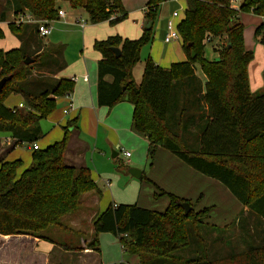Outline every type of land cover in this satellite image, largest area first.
I'll use <instances>...</instances> for the list:
<instances>
[{
    "label": "trees",
    "instance_id": "1",
    "mask_svg": "<svg viewBox=\"0 0 264 264\" xmlns=\"http://www.w3.org/2000/svg\"><path fill=\"white\" fill-rule=\"evenodd\" d=\"M59 2L83 10L91 24L113 26L127 17L121 0H10L8 5L14 16L28 12L39 20L58 21ZM165 2L147 1L144 27L137 39L112 35L94 41L93 50L99 54L97 104H131L132 127L147 140L151 161L158 147L169 151L195 171L219 181L264 222V92L257 96L251 92L248 67L254 54L245 47L241 22L243 13L264 18V0H245L240 10L231 8V0H187L185 18L178 24L187 60L163 68L148 57L141 80L135 82L132 68L140 61V49L153 39L159 8ZM7 27L20 46L0 49V81L6 79L0 89V133L10 134L15 145L35 144L39 121L56 109L57 98L72 92L73 82L52 81L48 76L49 70L61 69L63 48L44 47L36 25L8 23ZM263 31L260 25L256 33ZM209 36L208 43L221 37L227 40L222 51L213 49L218 58L212 61L206 59L203 43ZM113 48L119 49V56ZM26 57L33 60L30 65L24 64ZM196 65L205 74V83L197 77ZM33 67L35 80L28 78ZM198 85L202 91L195 97ZM185 87L191 91L180 96L179 90ZM10 95H21L24 107L13 112L5 105ZM191 101L204 105L200 116H183L188 110L180 103ZM76 122L77 118L66 122L59 142L33 150L29 166L21 173L20 160H0V236L52 241L42 232L59 226L62 217L77 210L83 194L97 190L87 167L64 163L70 129L76 128ZM157 189L154 199H169L164 211L110 204L93 220L88 249L98 253V235L109 233L118 238L125 254L138 258V264H264V235L260 236L262 244L213 259L202 235V228L209 227L210 209L196 211L191 201ZM186 202L192 207L189 214L182 208ZM217 229L212 226L210 231ZM194 242L201 245L197 256L179 253Z\"/></svg>",
    "mask_w": 264,
    "mask_h": 264
},
{
    "label": "crops",
    "instance_id": "2",
    "mask_svg": "<svg viewBox=\"0 0 264 264\" xmlns=\"http://www.w3.org/2000/svg\"><path fill=\"white\" fill-rule=\"evenodd\" d=\"M9 1L10 0H6V6L9 4ZM147 1L148 0H141L142 4L140 5V10L143 14V18L141 23L139 24V27L136 28V31L132 33V35H129L130 33L122 32H119L115 35H120L121 37L127 39H137L134 34L139 33L138 36L141 35L145 23L144 14ZM182 1L187 3V0L167 1L160 6L157 26H154L153 45L154 43H156V37H158L160 33H164L165 39V36L167 34V24L168 21L172 18V14L174 11L179 12V17L174 19L176 24H179L182 19H184L181 16L180 10H173V12L170 14L165 12V6L168 5V3L181 2V4H184V2ZM121 2L123 5L122 0ZM7 9L10 10L9 8ZM62 11L64 12L65 16L64 18H59L58 21L64 20L66 18L65 11ZM1 19L4 20L0 22V28L3 30L2 25H7V21L2 12H0V20ZM15 39L17 40V44L14 46V48H18L20 46V41L17 38ZM165 45V52L161 55L153 54L151 51L150 58L154 63L163 68H169L173 63L184 62L187 60V56L184 50H182V39L169 44L165 43ZM43 46L47 47L53 45L46 41V43L43 42ZM0 49L4 51L10 50L3 47ZM42 51L43 50L40 49L39 53ZM98 59L99 58L95 57V63L92 65L90 64V66L87 63H84V65L80 64L78 71L75 73L76 75H78V80L76 82H73L72 92L64 97L56 99V108L60 103V109L58 111H56L55 109L46 118L40 120L38 123V136L39 139H41L40 142L36 141L35 144H37L39 149H44L47 146L59 142L63 137V127L66 125V122L73 118H77L76 128L70 129V139L64 153V163L68 162L67 166L76 168L87 167L85 163V156L87 154V151L89 150V145L85 140L90 139L95 142V146H98L97 144L99 142L98 140L100 136L103 137L102 140L105 143L106 147L116 149L119 144H124L127 146V148H133L134 153L138 152L141 155H147L148 152L147 140L141 134L137 133L132 127L133 107L131 104L127 102H120L112 107H104L97 104L96 63ZM61 61L62 66L59 71L49 70V72H47L48 76H51L52 81L59 79L70 80V76H72H69V74H65V76H63V73L67 68V62L65 60V50L62 52ZM35 69L36 68L34 67L32 68L34 72ZM133 70L134 68H132L131 77L134 80ZM196 75L203 83L206 82L207 78L199 65H196ZM83 76H87V79H84ZM106 80L110 81L111 78L107 77ZM249 82L250 88L252 89L251 81ZM20 103L25 104V101L21 95H11L5 101V105L9 108L16 107ZM66 109H68V113L64 114L63 112ZM64 115L67 116L64 117ZM43 120L46 123L45 129H42L41 126ZM0 134V160H20L22 162V167L20 168L19 173H21L29 166L31 162V153L33 152L32 147L34 144L20 143L18 145H15L16 140L12 139L10 134ZM41 143L43 146L41 145ZM22 145H26L27 150L24 156L17 151L18 146ZM102 148L105 149V147L103 146ZM117 157L118 154L116 153V156L112 158L117 159ZM133 158V154L130 156V158L124 157L125 161H123V163L125 162L126 165L129 164L130 166L136 168L137 165L130 162V160H133ZM130 170L138 171L137 169ZM138 172L139 178H135L134 176L132 177L141 180L142 175H144V177L146 178L143 179L144 181L149 182L150 180L154 184H157H150V186L145 187V190L148 193H151L152 197L154 196V193L157 192L158 186L162 190L171 192L178 197L189 200L193 203L194 198L199 195H203V192H206L208 190L207 194L204 195V197L206 198L204 200L210 199V201L207 203L208 206L213 207L214 209H226V207L231 206L230 204H232V206H234L236 209L235 213H238L232 222L233 224L231 223L224 227H219L207 223L209 225V227L207 228V234L211 233L210 229L212 228V226L220 229H229L232 225L237 226V228L239 225H241L244 230L245 227H247L248 230H250V228L252 229L251 234L247 237L249 243L258 242L259 240H261V238L263 239V237L260 236L264 235V222H262L254 214H252L247 207H244L219 181L206 177L205 175L195 171L169 151L158 147L156 153H154L151 163L149 164L148 173L145 175L144 171ZM90 176L96 185V175H94L90 171ZM96 188L99 191V195L97 190L86 192L81 196L80 204L77 210L62 217V221H65L67 223L68 228L64 227L63 225H59L67 231L77 233L78 239H76L75 244H77L76 246L78 247L75 249H79V251H66L61 249V246H65L69 249H74L71 245H69V243H55L54 241H47L45 239L30 236H0V254L4 256L3 261H5L7 264H102L101 254H99L98 257L94 254L93 251L88 249V244L93 239V220L110 204L119 205V203L113 201L107 203L106 200V204L100 207V198L101 196H103V193L97 186ZM86 203L88 204L85 206L86 209L79 212L80 208ZM162 203L167 205L169 203V199L163 198ZM133 204L141 208H151L148 207L149 205H147V202L145 200H142L141 203H138L137 200V203ZM194 206L196 207V211L201 210L199 209V206H196V204ZM83 223L85 224L87 229L85 233H82L81 230V227H83ZM99 235L98 243L100 244ZM116 239L118 238L116 237ZM119 247L121 249L120 244ZM131 257H135L138 264V258L136 256Z\"/></svg>",
    "mask_w": 264,
    "mask_h": 264
},
{
    "label": "rangeland",
    "instance_id": "3",
    "mask_svg": "<svg viewBox=\"0 0 264 264\" xmlns=\"http://www.w3.org/2000/svg\"><path fill=\"white\" fill-rule=\"evenodd\" d=\"M124 5V11L127 13V17L124 21L116 24L109 25L108 23H99V24H91L88 20L86 13L81 9H71L69 5L65 2H59L58 8L62 9L66 13V18L64 20L52 22V32L49 36L42 40L43 42L50 43L53 47H62L63 51L65 50V60L67 62V68L64 71L65 74L72 75L70 78L74 77L76 72L78 71L80 64L84 65L87 63L90 64L95 63V57L99 58V54L93 50L94 41L104 40L108 36L115 35L119 32L122 33H130L132 35L136 31V28L139 27V24L142 21L143 14L141 12V0H122ZM6 0H0V12L6 17L7 25L9 23H15V16L13 15V11L8 10L10 8L9 5H5ZM184 2V1H182ZM165 12L170 14L173 10H180L181 16L185 18L186 11L188 9L187 3H168L165 6ZM79 19L82 22H85V28L82 30L80 27L75 25V19ZM183 20V19H182ZM241 22L244 25V44L247 50L252 51L254 54V58L252 62L249 64L248 73H249V81L252 84V95L257 96L264 92V31L260 35H257L256 31L260 25H264V18L254 15L253 13H243L241 14ZM7 25L3 26L4 38L0 40V48L11 49L17 44V40L15 37L9 32ZM157 26V23H156ZM135 37H139L138 34H134ZM207 37L204 39L203 43L206 47L205 49V57L208 60H216L218 55L214 53V48H217L220 51L223 50L227 45V40L224 37L213 39L210 43L207 42ZM136 39V38H135ZM153 39L147 44H145L139 51V59L140 61L135 65L133 70V77L136 82L141 80L142 75V66L148 57L151 55V51L153 54L161 55L165 52V43H164V33H160L158 37H156V43L153 45ZM183 50V49H182ZM75 71V72H74ZM36 72V71H35ZM34 70H31L28 78L36 79V74ZM75 74V75H73ZM75 77H78L76 75ZM191 88L185 87L179 90L180 96H182L183 92H190ZM197 92L193 94V96L197 97L202 91L199 89ZM11 96V95H10ZM9 96V97H10ZM193 99V98H192ZM181 107L187 108V113L183 116H188L191 113H195L196 116H200V109L204 106L202 103L198 101H191L190 104L181 102ZM69 107V106H68ZM60 109L59 106L56 108V111ZM176 114V113H175ZM67 115H64L66 117ZM42 129H45L46 123L44 120L41 123ZM1 135V134H0ZM41 139V138H40ZM38 139V142H40ZM103 137H99L98 146H95V142L87 139L85 140L89 145V150L85 156V163L89 170L96 175L97 182L96 186L102 191L103 196L100 198V207L108 202H116L119 204H133V203H141L142 200L147 202L148 207L151 208H143L151 211H164L168 206L163 204V197L160 199H153L152 194L148 193L145 190L146 186H150V184H154L149 180H139L132 177L130 173V169H137L138 171H144L145 175L149 171V164L151 163V158L146 154L141 155L138 152L133 151V148H127L124 144H119L116 149H112L105 146L103 142ZM125 142V141H124ZM42 145V143H41ZM43 146V145H42ZM105 147L104 148H102ZM17 151L21 154L27 152L26 145L18 146ZM116 152L118 154L117 159L112 158V153ZM128 152L130 155L133 154V160L130 162L137 165V167H132L129 164L126 165L123 163L124 156L123 153ZM68 162H65L67 165ZM149 184V185H148ZM110 188V189H109ZM141 188V189H140ZM208 191V190H207ZM206 192H203V195H199L194 198L193 205L199 206V209H210L209 220L207 221L211 225H216L219 227H224L233 222L234 218L238 213H235L236 209L232 204L231 206L226 207V209H214L207 205L210 201L204 200ZM171 193V192H169ZM86 205H83L79 212L84 211L86 209ZM92 206V205H91ZM198 209V210H199ZM235 213V214H234ZM234 214V215H233ZM232 217V218H231ZM85 223V222H84ZM83 223V227H81L82 233L87 231L85 224ZM60 225L67 227V223L60 219ZM233 224V223H232ZM251 225V224H249ZM258 225V224H256ZM208 227H203L202 235L210 245V255L213 259L222 258L225 256L232 255L234 253H240L246 251L248 248L252 246H257L262 244L261 240L258 242H251L247 237L251 234V228L248 230L247 227H241V225L234 226L232 225L229 229H217L214 232L207 234ZM42 234L48 238H50L55 243H69L74 250L78 246L75 244L77 237V233L67 231L62 226H53L49 227L42 232ZM116 237L111 234H100L98 250L100 252L95 255L99 257L101 254L102 264H135V257H131L124 252L121 251L119 247V243ZM1 242V241H0ZM196 246V247H195ZM201 248L199 242H194L190 248H187L184 251H180L179 253L184 257H193L197 256V250ZM4 256L0 254V264H7L3 261ZM98 259V258H97ZM51 262V261H50ZM76 264V263H73ZM137 264V260H136Z\"/></svg>",
    "mask_w": 264,
    "mask_h": 264
},
{
    "label": "built area",
    "instance_id": "4",
    "mask_svg": "<svg viewBox=\"0 0 264 264\" xmlns=\"http://www.w3.org/2000/svg\"><path fill=\"white\" fill-rule=\"evenodd\" d=\"M167 1H177V0H166V2ZM244 1L245 0H231L230 6H231L232 9L240 10V7H241V5H242V3ZM64 16H65L64 12L61 9L58 10V17L59 18H64ZM177 17H179V12L178 11H174L173 14H172V18L168 21L167 34H166L165 39H164L165 43H167V44L182 39L181 35H180V32L178 30V24H176L175 20H174ZM52 22H54V21L36 19L31 14H29L28 12H25V13L19 14L18 16H15V23L17 25H19V24L36 25L38 35H39V37H42V38H46L47 36H49L51 34V31H52L51 24H52ZM75 24L77 26H79L81 29H83L85 27V25H86L85 22H82L78 18L75 20ZM83 78L87 79V76H83ZM70 80L72 82H76L78 80V77L74 76V77L70 78ZM23 107H24V105L22 103H20L16 107H13L11 109H12L13 112H15L16 110L22 109ZM63 113L67 114L68 113V109L64 110ZM32 150H38L37 144L33 145ZM123 155H124L125 158H130V156H131L130 153H128V152H124Z\"/></svg>",
    "mask_w": 264,
    "mask_h": 264
},
{
    "label": "water",
    "instance_id": "5",
    "mask_svg": "<svg viewBox=\"0 0 264 264\" xmlns=\"http://www.w3.org/2000/svg\"><path fill=\"white\" fill-rule=\"evenodd\" d=\"M112 51L115 53L116 56H119V55H120L119 49H117V48H113ZM193 56H195L194 53H193ZM32 62H33V60H32L31 58H29V57H26V58L24 59V64H25V65H30ZM5 81H6V79H2V80L0 81V89H1L2 86L4 85ZM115 156H116V153H113V154H112V157H115ZM130 173H131V175L134 176L135 178H139V172H138V171H136V170H130ZM182 208L184 209V211H185L186 214H189L190 211H191V209H192L191 205H190L189 203H187V202L184 203V204H182Z\"/></svg>",
    "mask_w": 264,
    "mask_h": 264
}]
</instances>
